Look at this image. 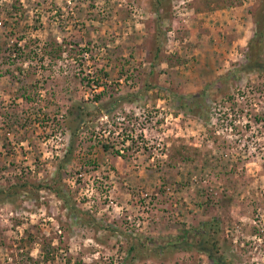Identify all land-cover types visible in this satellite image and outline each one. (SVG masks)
<instances>
[{
    "label": "rangeland",
    "instance_id": "rangeland-1",
    "mask_svg": "<svg viewBox=\"0 0 264 264\" xmlns=\"http://www.w3.org/2000/svg\"><path fill=\"white\" fill-rule=\"evenodd\" d=\"M258 27L264 0H0V264H264Z\"/></svg>",
    "mask_w": 264,
    "mask_h": 264
},
{
    "label": "trees",
    "instance_id": "trees-1",
    "mask_svg": "<svg viewBox=\"0 0 264 264\" xmlns=\"http://www.w3.org/2000/svg\"><path fill=\"white\" fill-rule=\"evenodd\" d=\"M263 44L264 36L261 32V29L258 27L254 36L248 42V52L246 53L247 65L245 64V67L257 63ZM200 95H203V93L192 94L188 97H184L185 101L181 104L187 112L197 114V103L199 102L198 98Z\"/></svg>",
    "mask_w": 264,
    "mask_h": 264
}]
</instances>
